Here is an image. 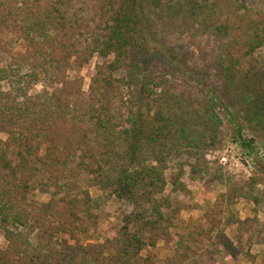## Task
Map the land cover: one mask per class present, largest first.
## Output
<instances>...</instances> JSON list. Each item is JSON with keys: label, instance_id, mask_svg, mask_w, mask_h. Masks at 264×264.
<instances>
[{"label": "trees", "instance_id": "trees-1", "mask_svg": "<svg viewBox=\"0 0 264 264\" xmlns=\"http://www.w3.org/2000/svg\"><path fill=\"white\" fill-rule=\"evenodd\" d=\"M261 1L0 0V264H157L151 249L172 237L160 198L168 163L192 178L206 171L208 151L223 141L219 109L264 133V62L250 61L264 47ZM169 35L185 37L193 56L157 38ZM92 62L84 90L79 71ZM236 133L253 154L254 140ZM40 169L49 197L38 203L28 196ZM82 173L131 208L101 242L78 237L88 235L91 203ZM258 182L229 183L187 235L256 264L261 257L239 251L221 215L238 195L257 204ZM190 255L185 245L167 263Z\"/></svg>", "mask_w": 264, "mask_h": 264}, {"label": "rangeland", "instance_id": "rangeland-1", "mask_svg": "<svg viewBox=\"0 0 264 264\" xmlns=\"http://www.w3.org/2000/svg\"><path fill=\"white\" fill-rule=\"evenodd\" d=\"M259 4L264 8V1L259 2ZM3 38L7 41L11 49L14 51L20 50V43L16 42L14 38L6 34H3ZM157 38L165 41L166 45L171 49V53L181 57L193 56L191 46L188 45L185 37L169 35L157 36ZM4 59L5 56L1 54L0 66L6 64ZM250 61L251 63L264 62V47L257 51ZM93 67L94 62L79 71V74L83 78L84 90L87 89ZM43 85H45L44 82L43 84L36 83L30 93L33 94L40 91ZM218 112L222 119L221 130L223 141L218 148L208 151L206 155L208 161L206 171L192 178L187 167L179 170L178 163L173 161L168 163V168L165 172L167 185L160 198L163 199L164 205L162 207V212L170 228L172 237L168 243L159 242L156 248L151 249V251L156 254L157 264H168L167 260L171 257L173 251H182L185 245L190 246L191 249L196 252V255H190L189 260L184 264H212V254H215L218 258L225 254L223 251H221V253L220 251L219 253L214 252L213 249L219 248H216L217 246L211 241L202 238V241L198 242V240H195V236H188L187 231L180 223L182 219L179 213L180 208L189 210V212L192 213L190 214L189 223L192 220H198L204 211L214 206L218 199L223 198L222 195H225L231 185L229 183L246 184L252 177H257L260 181L254 186L252 193L257 197V204L249 201L246 202L244 200L246 198L238 195L235 198L237 199L235 204L231 206L230 210L228 212L225 211L221 215L224 231L228 228L229 230H227L226 233L233 238V228L236 229L239 227V231L248 230L253 236L254 232L262 231L264 227V184L262 182L264 179V163L255 160V166H253L252 171L247 174L238 157L240 151L238 146L236 148L233 146L231 149L230 145L233 138L237 135L236 129L240 127L241 134L246 140L253 139L254 146L263 149L264 133L248 128L241 117H236L235 121H232L224 115L222 109H219ZM4 139L5 135L0 134V140ZM221 155L226 157L224 165L222 164L224 162H220L219 159ZM45 178V173L40 169L28 196L30 201L40 203L48 200V194L40 192V183L44 181ZM90 180V177L86 173H82L79 178V185L82 189H87L91 197V203L83 207L82 213L87 224L88 235L85 236L82 233L78 234V237L83 243L101 242L111 237L115 233L116 226L123 215L131 210L130 206L125 201L116 199L108 193L98 190L96 187H89ZM173 181L176 182L175 185L172 184ZM238 213H241V218L243 220L237 218ZM187 215L188 214H185V218H187ZM230 221H233V223ZM193 225H195V227L198 226L197 223ZM232 226L233 228H229ZM190 229H193V227H190ZM196 232L195 235L198 236L207 233L208 226L205 225L202 229L198 228ZM0 246H3V239L1 236ZM239 251H244L242 246L239 247ZM231 259H229V261L231 263L234 262V260ZM242 262L245 263V259L240 255L234 263L240 264ZM256 264H264V260L259 258Z\"/></svg>", "mask_w": 264, "mask_h": 264}, {"label": "crops", "instance_id": "crops-1", "mask_svg": "<svg viewBox=\"0 0 264 264\" xmlns=\"http://www.w3.org/2000/svg\"><path fill=\"white\" fill-rule=\"evenodd\" d=\"M180 218L182 220L185 221H180V223L183 225V228H185L186 226L188 227L189 225V220H190V214H192L191 212H189V210H184L182 208H180ZM185 214L187 215V218H185ZM237 218L243 220L241 218V213L237 214ZM231 222V221H230ZM233 223V221L231 222ZM229 228H233L229 227ZM239 227H237L236 229H232L233 230V238H231L226 232L227 230H229L228 228L226 229L225 233L227 234V236L235 243L236 246L238 247H243V250H249V252L252 255H258L260 256L263 260H264V227L262 229V231H257L256 233H253V236L250 234V231L248 230H240L238 229ZM186 230V228H185ZM187 231V230H186ZM219 248V247H216ZM214 252H218L220 251L221 253V249H213ZM220 256V255H219ZM224 256V257H223ZM223 256H220V258H218L215 254H212V264H235L234 262H230L229 259H231V257L227 256L226 254H224ZM232 260V259H231ZM249 264L247 261L242 262L240 264Z\"/></svg>", "mask_w": 264, "mask_h": 264}, {"label": "built area", "instance_id": "built-area-1", "mask_svg": "<svg viewBox=\"0 0 264 264\" xmlns=\"http://www.w3.org/2000/svg\"><path fill=\"white\" fill-rule=\"evenodd\" d=\"M230 145H231V149L233 148V146L235 148L238 146V148L240 150L238 153V157L240 159V162L244 166V170L247 174H249V172L252 171L253 166H255V160H258V161L264 163V146H263V149L256 148L254 146L256 151L250 155L247 152H245L243 149H241L239 145L234 143L233 140L230 143ZM219 159H220V162H224V163H222L224 165L226 162V157L221 155Z\"/></svg>", "mask_w": 264, "mask_h": 264}]
</instances>
